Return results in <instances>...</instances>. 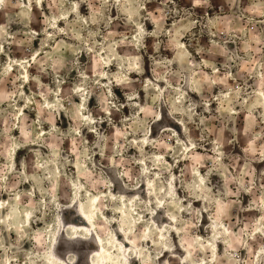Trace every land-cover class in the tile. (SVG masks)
I'll list each match as a JSON object with an SVG mask.
<instances>
[{
	"label": "rangeland",
	"instance_id": "obj_1",
	"mask_svg": "<svg viewBox=\"0 0 264 264\" xmlns=\"http://www.w3.org/2000/svg\"><path fill=\"white\" fill-rule=\"evenodd\" d=\"M60 258L264 264V0H0V264Z\"/></svg>",
	"mask_w": 264,
	"mask_h": 264
},
{
	"label": "bare ground",
	"instance_id": "obj_2",
	"mask_svg": "<svg viewBox=\"0 0 264 264\" xmlns=\"http://www.w3.org/2000/svg\"><path fill=\"white\" fill-rule=\"evenodd\" d=\"M80 207H83V205L78 206V213L80 215L81 222H80V224H72L71 226L73 229L75 228L77 230V232L79 231V229H85L86 231H90L91 227L95 224V222L92 220V215L88 214L86 211H84V214H86L87 217L84 216L81 212ZM91 235H92V240L95 242V244L98 247L97 251L100 252V250L104 248L103 239L99 235H98L99 238H97V237L94 238L93 230H91ZM59 238H60V233L57 236V240H59ZM99 242H101V245ZM55 254H56V252L54 250V255ZM56 257H58V255H56ZM60 259L63 260V263L72 264L71 262L67 261L66 259L65 260L62 258H60Z\"/></svg>",
	"mask_w": 264,
	"mask_h": 264
}]
</instances>
